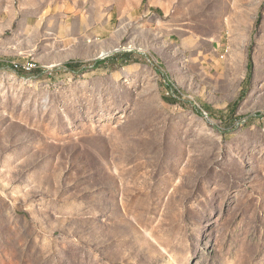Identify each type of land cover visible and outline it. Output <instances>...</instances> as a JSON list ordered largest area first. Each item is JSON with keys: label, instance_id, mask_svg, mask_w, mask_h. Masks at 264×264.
Wrapping results in <instances>:
<instances>
[{"label": "rangeland", "instance_id": "obj_1", "mask_svg": "<svg viewBox=\"0 0 264 264\" xmlns=\"http://www.w3.org/2000/svg\"><path fill=\"white\" fill-rule=\"evenodd\" d=\"M0 264H264V0H0Z\"/></svg>", "mask_w": 264, "mask_h": 264}, {"label": "built area", "instance_id": "obj_2", "mask_svg": "<svg viewBox=\"0 0 264 264\" xmlns=\"http://www.w3.org/2000/svg\"><path fill=\"white\" fill-rule=\"evenodd\" d=\"M10 67H11V69H13L17 72L22 71V72L30 73V72L34 71L33 69L24 67V62H20V64H18V65H10Z\"/></svg>", "mask_w": 264, "mask_h": 264}, {"label": "trees", "instance_id": "obj_3", "mask_svg": "<svg viewBox=\"0 0 264 264\" xmlns=\"http://www.w3.org/2000/svg\"><path fill=\"white\" fill-rule=\"evenodd\" d=\"M102 62V60H97L96 62H95V65H97V64H99V63H101ZM166 100L167 101H176V99L174 98V97H171V99L170 98H166Z\"/></svg>", "mask_w": 264, "mask_h": 264}, {"label": "bare ground", "instance_id": "obj_4", "mask_svg": "<svg viewBox=\"0 0 264 264\" xmlns=\"http://www.w3.org/2000/svg\"><path fill=\"white\" fill-rule=\"evenodd\" d=\"M24 67L33 69L34 67H36V64H29L28 66L24 65Z\"/></svg>", "mask_w": 264, "mask_h": 264}]
</instances>
